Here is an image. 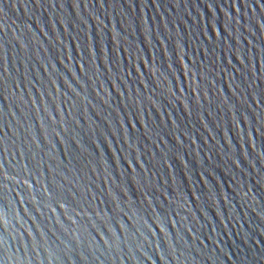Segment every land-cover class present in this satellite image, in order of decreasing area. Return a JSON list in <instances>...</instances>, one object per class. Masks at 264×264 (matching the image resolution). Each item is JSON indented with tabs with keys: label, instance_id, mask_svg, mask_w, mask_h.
<instances>
[{
	"label": "water",
	"instance_id": "95a60500",
	"mask_svg": "<svg viewBox=\"0 0 264 264\" xmlns=\"http://www.w3.org/2000/svg\"><path fill=\"white\" fill-rule=\"evenodd\" d=\"M0 264H264V0H0Z\"/></svg>",
	"mask_w": 264,
	"mask_h": 264
}]
</instances>
